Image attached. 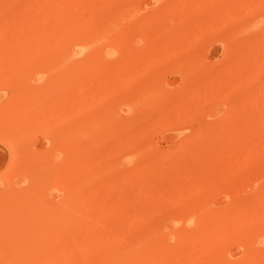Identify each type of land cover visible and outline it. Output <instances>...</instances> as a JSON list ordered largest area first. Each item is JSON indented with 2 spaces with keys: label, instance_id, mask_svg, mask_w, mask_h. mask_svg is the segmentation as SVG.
Segmentation results:
<instances>
[{
  "label": "rangeland",
  "instance_id": "obj_1",
  "mask_svg": "<svg viewBox=\"0 0 264 264\" xmlns=\"http://www.w3.org/2000/svg\"><path fill=\"white\" fill-rule=\"evenodd\" d=\"M107 258L264 264V0H0V264Z\"/></svg>",
  "mask_w": 264,
  "mask_h": 264
},
{
  "label": "bare ground",
  "instance_id": "obj_2",
  "mask_svg": "<svg viewBox=\"0 0 264 264\" xmlns=\"http://www.w3.org/2000/svg\"><path fill=\"white\" fill-rule=\"evenodd\" d=\"M65 172V171H64ZM173 233V232H172ZM170 235V234H169ZM185 235V234H184ZM168 239H169V237H168ZM183 239V238H182ZM170 240V239H169ZM185 241V240H184ZM111 256V255H110ZM106 257H109V256H106ZM112 258H113V256H111ZM110 259V258H109ZM111 260V259H110ZM110 260H109V262H110ZM112 261H113V259H112ZM108 263V258L107 259H105L104 261H102V264H107ZM111 263V262H110Z\"/></svg>",
  "mask_w": 264,
  "mask_h": 264
}]
</instances>
